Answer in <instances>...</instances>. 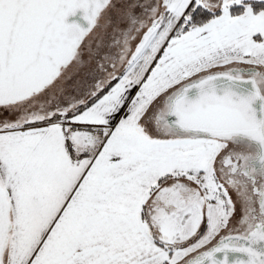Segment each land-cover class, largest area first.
<instances>
[{
	"label": "snow or ice",
	"instance_id": "obj_1",
	"mask_svg": "<svg viewBox=\"0 0 264 264\" xmlns=\"http://www.w3.org/2000/svg\"><path fill=\"white\" fill-rule=\"evenodd\" d=\"M0 264H264V0H0Z\"/></svg>",
	"mask_w": 264,
	"mask_h": 264
},
{
	"label": "water",
	"instance_id": "obj_2",
	"mask_svg": "<svg viewBox=\"0 0 264 264\" xmlns=\"http://www.w3.org/2000/svg\"><path fill=\"white\" fill-rule=\"evenodd\" d=\"M70 19H72V17H70Z\"/></svg>",
	"mask_w": 264,
	"mask_h": 264
}]
</instances>
